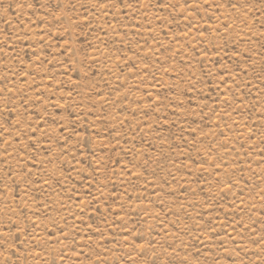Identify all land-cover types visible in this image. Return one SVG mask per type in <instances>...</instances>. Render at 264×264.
I'll return each mask as SVG.
<instances>
[{"label":"rangeland","instance_id":"obj_1","mask_svg":"<svg viewBox=\"0 0 264 264\" xmlns=\"http://www.w3.org/2000/svg\"><path fill=\"white\" fill-rule=\"evenodd\" d=\"M0 264H264V0H0Z\"/></svg>","mask_w":264,"mask_h":264}]
</instances>
